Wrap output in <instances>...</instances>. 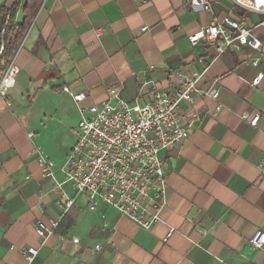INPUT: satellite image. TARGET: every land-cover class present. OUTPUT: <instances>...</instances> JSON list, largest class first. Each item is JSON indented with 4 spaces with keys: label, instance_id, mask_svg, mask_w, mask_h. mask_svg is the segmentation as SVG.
I'll return each mask as SVG.
<instances>
[{
    "label": "crops",
    "instance_id": "0c3cea01",
    "mask_svg": "<svg viewBox=\"0 0 264 264\" xmlns=\"http://www.w3.org/2000/svg\"><path fill=\"white\" fill-rule=\"evenodd\" d=\"M17 1L0 0V8ZM25 2L8 26L22 22ZM184 3L42 0L13 56V85L0 96V264H26L20 249L28 248L38 249L30 264H264V248L249 245L256 231L264 233V76L250 85L264 75V57L242 46L218 54L213 44L188 41L229 16L264 42V14L230 0H208L207 12ZM10 63L0 62L1 75ZM205 66L198 86L214 85L219 97L180 105L188 138L160 153L168 164L160 221L145 231L105 205L91 212L84 195L65 210L60 191L70 198L74 191L56 183L75 137L66 152L59 142L79 116L62 89L85 93L84 106L108 101L110 91L127 103L146 102L153 84L178 88L174 71L201 74ZM37 149L54 162L55 181L42 176ZM49 219L59 225L41 244L34 224Z\"/></svg>",
    "mask_w": 264,
    "mask_h": 264
},
{
    "label": "built area",
    "instance_id": "2783aa9c",
    "mask_svg": "<svg viewBox=\"0 0 264 264\" xmlns=\"http://www.w3.org/2000/svg\"><path fill=\"white\" fill-rule=\"evenodd\" d=\"M230 1L240 10L264 14V4L257 6L256 0ZM184 2V6L190 9L211 10L208 0ZM146 30L147 27H142L140 31ZM188 41L191 46L200 42L213 44L218 54L227 47L238 49L242 46L259 51L264 57V42L253 37L242 22L229 16L215 18L207 27L190 35ZM2 50L1 45L0 56ZM14 61L13 58L6 72L0 76V96H4L13 85V76L18 71ZM252 65L256 66L257 60ZM206 70L205 66L201 74L174 71L173 76L179 82L178 88L172 89L168 85L162 89L153 84L152 95L146 102L137 98L133 103H127L117 92L110 91L108 101L101 105L84 106L85 93L72 94L67 87L63 88L62 91L71 97L79 116L75 142L60 167L63 181L56 183L58 189L67 183L74 191L72 198L63 190L60 191L64 209L72 207L75 198L84 195L91 212L99 205H105L145 231L158 223L166 205L168 171V164L160 157V153L178 147L188 138V130L180 115V105L192 104L197 97L214 101L219 97L214 85L208 89L198 86ZM263 76L258 73L250 85L258 86ZM219 110L218 106L216 111ZM246 118V114L241 116L243 120ZM258 118L253 117L250 125L255 126ZM27 136L30 139L33 133L29 132ZM37 156L42 176L55 181L54 162L40 149H37ZM58 225L59 219H49L48 224L41 220L35 222L34 232L41 239V244L54 233ZM173 233L174 229H168L161 242L166 243ZM249 245L255 250L263 249L264 233L256 231L249 239ZM99 248V245L95 246V249ZM10 250H14V247H10ZM20 253L26 264H30L36 258L38 249H20Z\"/></svg>",
    "mask_w": 264,
    "mask_h": 264
},
{
    "label": "trees",
    "instance_id": "16d2710c",
    "mask_svg": "<svg viewBox=\"0 0 264 264\" xmlns=\"http://www.w3.org/2000/svg\"><path fill=\"white\" fill-rule=\"evenodd\" d=\"M19 1L9 9L0 8V44L3 45L0 62L3 66H6L12 60L42 2V0H26L23 7L22 22L14 26H8V23L15 17ZM2 30H4L3 33ZM2 73L3 68L0 65V76Z\"/></svg>",
    "mask_w": 264,
    "mask_h": 264
},
{
    "label": "rangeland",
    "instance_id": "374dc122",
    "mask_svg": "<svg viewBox=\"0 0 264 264\" xmlns=\"http://www.w3.org/2000/svg\"><path fill=\"white\" fill-rule=\"evenodd\" d=\"M77 129L76 126L72 125V127L69 130L68 136L65 137V140L59 142V151L66 152L70 142L72 141V138L76 137ZM60 153V152H59Z\"/></svg>",
    "mask_w": 264,
    "mask_h": 264
},
{
    "label": "clouds",
    "instance_id": "9594fccd",
    "mask_svg": "<svg viewBox=\"0 0 264 264\" xmlns=\"http://www.w3.org/2000/svg\"><path fill=\"white\" fill-rule=\"evenodd\" d=\"M256 4L257 6L261 5L262 3L260 2V0H256Z\"/></svg>",
    "mask_w": 264,
    "mask_h": 264
},
{
    "label": "snow or ice",
    "instance_id": "6c2138e0",
    "mask_svg": "<svg viewBox=\"0 0 264 264\" xmlns=\"http://www.w3.org/2000/svg\"><path fill=\"white\" fill-rule=\"evenodd\" d=\"M260 2H261L262 4H264V0H260Z\"/></svg>",
    "mask_w": 264,
    "mask_h": 264
}]
</instances>
